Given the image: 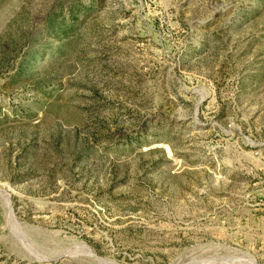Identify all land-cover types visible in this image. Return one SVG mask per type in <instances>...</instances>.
Wrapping results in <instances>:
<instances>
[{
	"label": "rangeland",
	"instance_id": "obj_1",
	"mask_svg": "<svg viewBox=\"0 0 264 264\" xmlns=\"http://www.w3.org/2000/svg\"><path fill=\"white\" fill-rule=\"evenodd\" d=\"M0 264H264V0H0Z\"/></svg>",
	"mask_w": 264,
	"mask_h": 264
}]
</instances>
